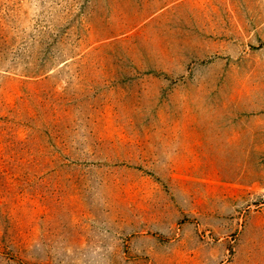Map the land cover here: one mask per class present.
<instances>
[{"label": "rangeland", "instance_id": "374dc122", "mask_svg": "<svg viewBox=\"0 0 264 264\" xmlns=\"http://www.w3.org/2000/svg\"><path fill=\"white\" fill-rule=\"evenodd\" d=\"M0 264H264V0H0Z\"/></svg>", "mask_w": 264, "mask_h": 264}]
</instances>
